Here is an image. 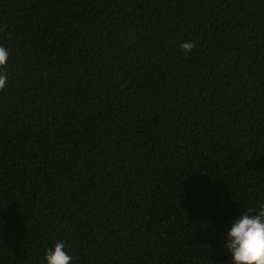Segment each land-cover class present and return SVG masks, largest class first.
Masks as SVG:
<instances>
[{"label":"trees","instance_id":"obj_1","mask_svg":"<svg viewBox=\"0 0 264 264\" xmlns=\"http://www.w3.org/2000/svg\"><path fill=\"white\" fill-rule=\"evenodd\" d=\"M0 46V264H228L264 203V0H0Z\"/></svg>","mask_w":264,"mask_h":264},{"label":"clouds","instance_id":"obj_2","mask_svg":"<svg viewBox=\"0 0 264 264\" xmlns=\"http://www.w3.org/2000/svg\"><path fill=\"white\" fill-rule=\"evenodd\" d=\"M193 42L180 45L187 54L194 48ZM9 51L0 46V90L7 87L8 76L2 69L9 59ZM224 248L230 260L228 264H264V203L244 211L224 232ZM44 264H72L65 244L57 241L48 248L43 257Z\"/></svg>","mask_w":264,"mask_h":264}]
</instances>
